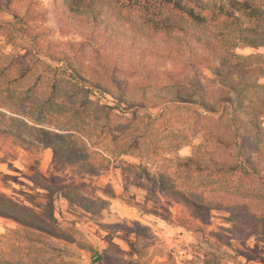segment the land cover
<instances>
[{"label": "rangeland", "instance_id": "1", "mask_svg": "<svg viewBox=\"0 0 264 264\" xmlns=\"http://www.w3.org/2000/svg\"><path fill=\"white\" fill-rule=\"evenodd\" d=\"M8 1L21 16L43 13L46 21L37 25L52 27L55 9L65 0ZM6 9L0 11V102L9 94L24 99L28 90L15 68L22 71L32 59L29 42L7 41L6 23L14 19ZM15 29L23 37L22 23ZM67 29L54 39L80 40L87 33L83 27ZM101 43L100 38L105 48ZM110 48L130 88L116 113L128 108L131 115L136 106L143 108L139 126L147 129L145 144L119 155L112 152L109 137L99 135L101 129L74 124V140L84 137L98 165L91 173L57 160L51 148L0 130V259L8 264H264V179L211 170V158L230 162L236 153L202 140V123L217 124L205 122L196 86L173 84L166 74L193 77L206 86L211 82L205 79H211L216 87L227 80L204 64L194 71L181 57L141 55L129 43ZM235 53L264 55V47ZM244 82L264 85V78L246 76ZM243 94L246 113L264 126V89L249 85ZM108 99L115 106L119 98ZM50 119L63 121L59 112ZM188 158L197 164H187ZM198 158L206 170L198 171ZM162 187L182 194L164 193Z\"/></svg>", "mask_w": 264, "mask_h": 264}, {"label": "trees", "instance_id": "2", "mask_svg": "<svg viewBox=\"0 0 264 264\" xmlns=\"http://www.w3.org/2000/svg\"><path fill=\"white\" fill-rule=\"evenodd\" d=\"M9 3L7 0L5 6L0 0V11L7 7L14 19L6 23V39L16 46L29 42L32 59L22 71V67L15 68L16 77L24 79L28 90L24 99L9 94L0 102L4 134L51 148L57 160L91 173L97 172L98 165L87 152L84 137L80 143L74 140V124L86 122L88 129H101L99 135L109 137L113 153L125 155L133 146L141 148L148 135L147 129L139 126L143 108L136 106L131 115L128 108L122 109L121 115L116 113L123 103L121 97H129L130 88L119 76L110 46L129 43L141 55L181 57L190 69L200 71L198 66L204 64L214 76L227 80L216 87L211 79H205L211 82L206 86L193 77L166 74L173 84L189 81L196 86L205 122L217 124L211 128L202 123V140L236 153L230 162L211 158V170L220 172V167L249 180L264 179V126L258 116L246 113L243 94L249 85L264 89V85L243 83L246 76L264 78V55L235 53L240 48L264 47V0H65L55 9L52 27L37 25L46 21L43 13L28 11L21 16ZM20 23L23 37L15 29ZM71 26L83 27L87 33L80 40L54 39L57 32L65 35ZM100 38L105 48L99 45ZM29 90H35L36 96ZM115 95L120 100L111 106L108 96L113 99ZM186 97L187 92L184 100ZM55 112L63 121L50 119ZM144 115L151 118L150 113ZM186 163L197 164L193 158ZM203 163L198 158V171L208 168ZM162 192L182 194L168 188ZM0 264L8 263L0 259Z\"/></svg>", "mask_w": 264, "mask_h": 264}]
</instances>
